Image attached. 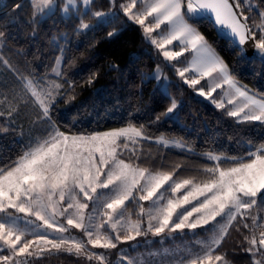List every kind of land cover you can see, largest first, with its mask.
<instances>
[{
    "label": "snow or ice",
    "instance_id": "6c2138e0",
    "mask_svg": "<svg viewBox=\"0 0 264 264\" xmlns=\"http://www.w3.org/2000/svg\"><path fill=\"white\" fill-rule=\"evenodd\" d=\"M30 6L33 24L59 14L77 35L103 30L112 38L127 26H138L158 59L153 79L167 81L163 64L237 124L264 125V94L239 87L198 28L214 16L222 34L228 30L239 45L251 41L264 57V3L245 7L242 0H108L105 11L95 10V0H30ZM4 38L0 31V42ZM62 39L69 42L66 35ZM57 48L59 67L51 69L52 76L24 75L0 55V66L17 77L15 86L4 85L7 91H0L8 102L7 116L31 107L34 123L45 126L9 165L0 166V264H38L54 251L109 264L105 253L91 250L97 248L119 249L116 264H137L119 245L137 241L130 245L135 250L140 237L163 242L174 233L190 243L177 246L168 264H236L220 249L230 230L241 226L250 233L243 249L251 256L249 264H264V215H259L264 212V140H249L242 154L230 155L220 148L197 154L180 141L156 138V144L180 147L201 161L193 174L181 177L185 166L180 163L170 169L146 166L150 156L144 142L153 137L144 123L129 120L125 126L91 133L61 130L54 118L57 105L75 99L62 66H71L75 57L68 55L70 48ZM168 87L163 84L161 91L167 107L149 123L178 119L179 103L168 95Z\"/></svg>",
    "mask_w": 264,
    "mask_h": 264
},
{
    "label": "trees",
    "instance_id": "16d2710c",
    "mask_svg": "<svg viewBox=\"0 0 264 264\" xmlns=\"http://www.w3.org/2000/svg\"><path fill=\"white\" fill-rule=\"evenodd\" d=\"M242 2L246 7L247 3ZM251 3L259 7L264 0H251ZM17 4L22 7L17 8ZM95 5V10L106 11L108 0H95ZM4 8L7 10L1 12ZM4 8L0 10V31L5 33L3 42H0V55L24 75L34 72L52 76L51 69L56 66V57L60 55L57 45L70 48L68 55L75 57L71 66L66 62L62 66L64 79L72 82L69 92L75 99L57 105L54 118L61 130L91 133L125 126L129 120L144 123L148 134L153 137V140L144 142L143 150L150 156L146 166L163 164L170 169L180 163L185 166L180 172L181 177L193 174L194 165L201 161L185 149L156 144V138L163 136L180 141L197 154L220 148L230 155L242 154L249 140L255 143L264 140V125L259 122L237 124L223 110L197 98L195 91L183 85L172 71L174 79L169 84L168 95L179 102L178 119L149 123L150 118L167 107L169 101L162 98V86L153 79L158 59L138 26H127L112 38L103 30L77 35L71 22H61L59 14L33 24L30 0H5ZM248 14L254 16L255 11ZM198 28L224 59L234 78L253 93L264 94V61L248 55L245 48L233 43L208 18L199 23ZM65 35L70 43L62 39ZM0 78V91H7L4 85L12 87L17 82V77L6 69ZM19 116L20 122L24 118L31 122L34 131L40 132L44 126L34 123L35 112L31 107H22ZM3 127L9 130L0 131V166L9 165L29 145L22 133L25 127L15 124L6 113L0 117V128ZM252 214L256 215L257 211L252 210ZM262 214L264 212L259 213ZM245 235H250L248 230L241 226L237 231L233 227L220 249L236 264H249L251 260L250 254L243 250L247 247ZM38 264H80V259L67 252L54 251L41 258Z\"/></svg>",
    "mask_w": 264,
    "mask_h": 264
},
{
    "label": "rangeland",
    "instance_id": "374dc122",
    "mask_svg": "<svg viewBox=\"0 0 264 264\" xmlns=\"http://www.w3.org/2000/svg\"><path fill=\"white\" fill-rule=\"evenodd\" d=\"M244 1L247 4L249 2H251V0H244ZM224 33L227 34L233 40V38L231 37L230 34L226 33L225 31H224ZM236 44H238V42ZM244 45H239V46L244 48L245 47ZM186 55H188V54L186 53ZM55 67H59V66L56 65ZM160 68L163 71V74L165 76H167L168 79H167V81H161L159 83L161 84V86L163 84L169 85L171 80L174 79L173 75H171V71L167 70L163 64L160 65ZM3 70H5V68L3 66H0V74L3 73ZM155 71H156V69L154 70L153 75H154ZM0 80H1V78H0ZM238 86L239 87H245L240 82H238ZM218 91H220V90H218ZM169 92H170V90L168 87V93ZM250 94H255V93H253L250 90ZM195 96L199 99L204 100L207 104L214 106L213 104L210 103L209 100L205 99L204 97L198 96V94L196 92H195ZM7 105H8L7 100H5L2 96H0V110L5 112L6 114L8 111ZM19 118H20V116L18 113V114H15L11 119L15 122V124H19L20 127H23V128L25 127L24 131L22 133H23L24 137H26L29 140V144L31 141L39 138L42 135L43 128L45 126L41 127L40 132L34 131V129H31L33 126V124L31 122L28 123V121H26L25 118H24V121L20 122ZM36 133H38V134H36ZM164 138L167 140H174V139H168L166 137H164ZM177 148H180V147H177ZM262 215H264V214H262ZM133 219H135V218H133ZM73 235H75L79 239H85L86 240V237H83L82 234L77 232V231H74ZM189 236H191V233H189ZM173 237H175V239H173ZM138 241H140V243H139L138 248H136L135 250H133L130 247V245L137 244V241H130V242L123 243V244L119 245V248L126 250L127 255L134 257L136 259L137 264H141V261H143V264H168V262L173 259V253H174V250L177 248V246H182L183 244L190 243V241L187 238L181 237V235L178 233L172 234V237H170L169 239H167L163 242H161L160 237H151V236H149L147 238V241H150V242H146L145 238H143V237L138 238ZM90 247L91 246L89 245V248ZM91 250L94 252L105 253L107 256V260L109 261V264H116V261H117L118 256H119V249L105 250V249L97 248V249H91ZM149 253H155V255L150 256ZM79 259H80V264H97V262L95 260L89 261L85 256H79ZM124 264H127V262L124 261Z\"/></svg>",
    "mask_w": 264,
    "mask_h": 264
},
{
    "label": "water",
    "instance_id": "95a60500",
    "mask_svg": "<svg viewBox=\"0 0 264 264\" xmlns=\"http://www.w3.org/2000/svg\"><path fill=\"white\" fill-rule=\"evenodd\" d=\"M209 20H211L214 24L215 22L210 18V17H207ZM216 25V24H215ZM216 27L219 29V31L221 32L220 28L216 25ZM224 35L228 36L227 34H225L223 32ZM229 37V36H228ZM245 50H246V53L250 56H256L258 58H260L262 61H264V57H261L259 54H258V50L255 49L253 43L251 41H249L246 45H245Z\"/></svg>",
    "mask_w": 264,
    "mask_h": 264
},
{
    "label": "built area",
    "instance_id": "2783aa9c",
    "mask_svg": "<svg viewBox=\"0 0 264 264\" xmlns=\"http://www.w3.org/2000/svg\"><path fill=\"white\" fill-rule=\"evenodd\" d=\"M5 7V0H0V10L3 9ZM7 9L4 8L3 10H1V12H5Z\"/></svg>",
    "mask_w": 264,
    "mask_h": 264
},
{
    "label": "bare ground",
    "instance_id": "6f19581e",
    "mask_svg": "<svg viewBox=\"0 0 264 264\" xmlns=\"http://www.w3.org/2000/svg\"><path fill=\"white\" fill-rule=\"evenodd\" d=\"M209 17L214 21V16H209ZM217 26H218V25H217ZM224 31H225L226 33H228V30L225 29ZM224 31H223V32H224ZM228 34H229V33H228ZM246 44H247V43H246ZM246 44H245V45H246ZM245 45H244V46H245Z\"/></svg>",
    "mask_w": 264,
    "mask_h": 264
}]
</instances>
